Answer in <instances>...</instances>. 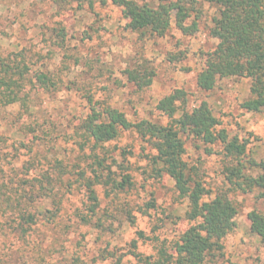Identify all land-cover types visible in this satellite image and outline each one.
I'll list each match as a JSON object with an SVG mask.
<instances>
[{"label":"trees","instance_id":"16d2710c","mask_svg":"<svg viewBox=\"0 0 264 264\" xmlns=\"http://www.w3.org/2000/svg\"><path fill=\"white\" fill-rule=\"evenodd\" d=\"M47 1L59 12L82 9L85 4L93 7L110 2L121 9L128 30L149 40L165 38L172 29L184 36H195L203 13L200 2L214 5L217 11L212 17L209 34L217 44L205 55L196 77L197 87L209 92L223 79H247L250 95L241 103V108L249 113L264 112V0ZM52 31L57 44L62 45L70 38V30L65 26ZM31 58L23 51L0 57V115L7 107L19 105L17 119L23 123L18 132L31 137L29 143L0 138V215L9 213L15 217L16 231L21 239L29 243L28 234L41 218L48 223L57 222L65 198L74 190L85 191V209L78 213L84 224H93L102 233L114 236L124 222L135 223L127 202L101 211L98 192V187L104 185L109 197L111 193L119 194L134 185L132 175L124 173L130 170L127 162L130 152L121 149V153L116 154V149L107 147L123 132H133L144 143L142 151L150 150L144 155L149 176L157 181L165 178L172 181L175 201L182 208L176 207L174 213L183 218L188 227L170 243L154 237L156 253L153 255H144L139 251L138 240H133L128 253L106 249L101 253L102 260L126 264L124 260L129 255L136 261L131 264H224V240L237 230V195H253L264 204V158H258L250 137L233 135L222 127V120L206 100L189 107V95L184 89H175L157 102L155 109L165 118V123L145 118L133 121L122 107L113 103L108 85L99 81L83 85L70 80L66 83L61 75L36 65ZM183 59L176 53H169L166 58L170 63ZM151 64L150 59L143 58L125 69L122 76L138 91H144L152 86L156 76ZM63 88L75 91L85 104L68 122L69 133L65 136L80 155L69 161L58 156L45 157L47 168L41 170L39 165L43 162L34 147L43 135L49 136V128L55 130L56 127L36 117L33 95ZM9 140L13 151L3 152L2 144H8ZM188 143L206 156L219 157L222 181L218 186L206 181L200 165L190 161ZM21 149L28 150L31 155L24 163V176H6L5 172H10ZM118 157L123 161L119 162ZM115 167L121 172L114 170ZM10 173L16 174L15 169ZM48 204L53 208H48ZM156 208L152 192L144 205L138 207L143 215ZM247 220L250 233L264 247V212L254 209L247 214ZM138 236L145 239L142 231ZM46 254V251L39 254L41 264H45ZM19 259L15 264H30L33 260L31 255ZM73 264H79L78 260Z\"/></svg>","mask_w":264,"mask_h":264},{"label":"rangeland","instance_id":"374dc122","mask_svg":"<svg viewBox=\"0 0 264 264\" xmlns=\"http://www.w3.org/2000/svg\"><path fill=\"white\" fill-rule=\"evenodd\" d=\"M199 6L203 13L195 36H184L172 29L165 38L149 40L128 30L121 9L110 2L93 7L85 4L82 9L70 8L59 12L47 0H0V57L23 51L32 57L36 65L61 75L66 83L70 80L76 85H83L99 81L102 85H108L113 103L122 107L133 121L145 118L165 123V118L155 109L157 102L175 89H184L189 95V107L208 101L222 120V127L233 135L250 137L258 158H264V112L249 113L241 108V103L250 95V82L239 78L223 79L209 92L197 87L196 77L205 55L214 50L217 44L209 34L217 8L203 1ZM59 26L70 30V38L62 45L57 44L52 31ZM169 53H176L184 59L170 63L166 60ZM143 58L152 61L156 76L151 87L138 91L125 80L122 72ZM33 97L36 117L40 121L45 119L48 123H54L56 127L55 130L49 128V136L43 135L34 147L43 162L39 165L40 169L47 168L45 157L58 156L66 161L76 159L80 155L79 150L65 136L69 133L68 122L80 113L84 102L75 91L66 88L52 93L41 92ZM20 110L19 105H14L2 111L0 138L16 140L17 143L31 142V137L18 132L23 123L17 119ZM11 140L8 144H2L3 152L13 151ZM143 146L144 143L133 132H123L118 139L107 144V147L116 149V154L121 153V149L130 152L127 155L130 170L124 173L132 175L134 185L119 194L111 193L109 197L106 186L98 187L101 211L107 208L112 210L116 205L127 202L135 223L124 222L114 236L102 233L93 224H84L78 213L85 209V191L74 190L65 198L57 222L48 223L42 218L38 220L28 234V244L16 231L15 217L9 216V213L0 215V262L15 264L20 261V256L31 255L33 260L29 261L30 264H41L39 254L46 251L45 264H73L75 260L79 264H115L112 259L102 260L103 250L116 249L120 253H128L130 243L138 240L139 251L144 255H153L156 253L154 237L169 243L176 239L188 227V223L174 213L176 207L182 208L175 201L172 181L167 178L157 181L149 176L144 155L150 150L147 148L143 152ZM187 148L192 155L190 161L200 165L202 177L213 186H218L222 181L219 157H209L203 151H195L190 143ZM30 158L28 150L21 149L18 159L13 160L14 166L10 168V172L15 169L16 174L8 170L6 176L23 177L24 163ZM118 161L123 160L118 157ZM114 170L121 172L118 167ZM151 192L155 194L157 208L143 215L138 207L144 205ZM237 201V230L224 240V264H264V247L250 233L247 220V214L254 209L264 212V204L253 195H237ZM48 208L53 207L48 204ZM140 231L144 232L145 239L139 238ZM124 262L136 263L129 255Z\"/></svg>","mask_w":264,"mask_h":264}]
</instances>
